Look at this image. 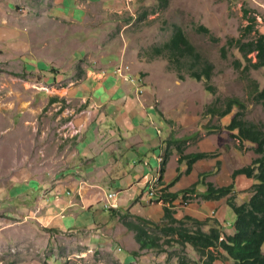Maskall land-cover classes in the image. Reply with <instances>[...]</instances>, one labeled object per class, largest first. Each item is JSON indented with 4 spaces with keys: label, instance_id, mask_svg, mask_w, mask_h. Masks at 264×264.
<instances>
[{
    "label": "crops",
    "instance_id": "0c3cea01",
    "mask_svg": "<svg viewBox=\"0 0 264 264\" xmlns=\"http://www.w3.org/2000/svg\"><path fill=\"white\" fill-rule=\"evenodd\" d=\"M127 2L0 0V183L11 188L8 197L14 203L30 205L26 217L45 228L79 234L94 231V248L107 247L109 243L101 240L115 231L117 216L104 209L110 193L118 194L117 212L160 223L165 206L178 210L182 193L200 179L195 165L201 160L189 175L183 174L167 188L178 170L185 173L187 168L178 161L176 141V152L172 140L166 141L165 122L145 87L147 71L133 70V65L143 68L147 62L135 51L125 50L123 31L117 30L118 16L129 10ZM96 26L105 28V33H95ZM123 61L143 79V94L138 86L113 74L111 69ZM103 70H107L104 76ZM27 77L32 78L22 79ZM31 85L39 91H29ZM62 105L64 111L55 121H64L62 128L71 121L79 133L67 132L62 138L42 127L35 132L31 114L47 106L58 111ZM168 153L162 184L166 193L180 195L172 205L146 195L147 181L160 176ZM173 157L177 166L169 168ZM195 175L197 182L190 183ZM253 185L244 189L249 190L247 199ZM199 186L194 197L203 199L200 195L207 189ZM187 195L184 202L191 201L185 199ZM185 216L213 217L226 234L235 232V216L226 199L203 200L201 206L191 204L175 213L177 219ZM129 258L131 254L120 258L121 264H133Z\"/></svg>",
    "mask_w": 264,
    "mask_h": 264
},
{
    "label": "rangeland",
    "instance_id": "374dc122",
    "mask_svg": "<svg viewBox=\"0 0 264 264\" xmlns=\"http://www.w3.org/2000/svg\"><path fill=\"white\" fill-rule=\"evenodd\" d=\"M118 20L120 29H116L123 31L121 40L125 50L128 53L135 51L147 62L143 68L133 65V70L138 74L147 71L145 87L153 95L163 117L166 141L172 140V150L176 152L175 141L180 139L185 154L212 155L195 165L196 173L204 175L205 183H234L239 191L236 202L242 204L250 195L249 190L244 189L256 182L245 176L234 180L232 174L250 166L260 155L251 145L240 144L218 128H224L235 115L241 114L239 120L264 132V67H256L258 52L249 51L248 46L257 44L264 37V0H134L130 10L119 15ZM175 25L183 30L200 55L199 62L190 57L178 61L163 48L170 42ZM199 26L206 27L209 33L199 32ZM100 28L92 29L95 33L105 31ZM159 49L162 50L160 55L157 54ZM207 66L211 70L208 80L203 77L198 81L191 77L192 72H202ZM28 78L32 77L22 79L29 81ZM38 89L31 85L29 91ZM232 100L238 104L232 106L231 114L226 117L223 112ZM61 107L54 111L47 106L32 113L35 132L42 127L63 138L61 124L64 121L60 124L55 121V116L64 111L65 106ZM34 108L38 109L37 103ZM176 166L173 157L169 168ZM184 167L187 168L186 163ZM195 181L196 175L190 183ZM10 191L7 183H0V264H121L120 258L130 254L129 261L133 264H206L208 261L190 245L182 247L173 243V246H165L166 237L160 231H157L161 237L158 244L164 252L140 250L134 233L127 231L118 216L114 221L115 231L101 240L109 245L94 248V231H82L81 234L49 232L37 220L26 217L30 205H24L21 200L14 203L8 197ZM192 195L190 205L201 206L203 199ZM182 202L181 198L180 208L173 209L175 212L184 210ZM189 227L193 225L190 223ZM214 264L234 263L222 259Z\"/></svg>",
    "mask_w": 264,
    "mask_h": 264
},
{
    "label": "trees",
    "instance_id": "16d2710c",
    "mask_svg": "<svg viewBox=\"0 0 264 264\" xmlns=\"http://www.w3.org/2000/svg\"><path fill=\"white\" fill-rule=\"evenodd\" d=\"M197 30L206 34L209 33L204 26H199ZM248 46L249 51L258 52L259 64L256 67H264V37H261L257 44L250 43ZM163 48L168 50L170 56L178 61L182 58L190 57L196 63L199 62L200 55L196 53L195 48L183 30L177 25L174 26V34L170 42ZM161 52V49L157 50L158 55ZM210 74L211 70L207 66L202 72H192L191 77L198 81L203 77L208 80ZM236 103L235 100L229 102L228 109L223 112L224 116L227 117L231 114L232 106ZM240 116L241 114L235 115L229 124L222 129L218 128V130L238 140L240 144L251 145L255 153L260 155L250 166L237 169L232 174L234 180L239 176H245L256 182L251 188V196L243 204H238L236 195L239 191L236 190L234 183L229 186L215 187L213 183L204 182V175L199 176L198 184L182 193L183 198L187 194H194L197 186L201 184L206 186L207 189L200 195L203 200L219 201L226 199L228 208L235 216L234 234H226L222 224L216 218L209 217L198 220L185 216L182 219H177L175 217L176 212L171 209L172 206H165L164 208L165 217L162 222L166 223L165 225L134 216L129 212L120 213L116 210H111L112 213L118 216L119 221L127 231L134 233L135 241L140 245V250L164 252L162 245L158 244L161 237L157 234V231H160L166 237L165 246H173V243L182 247L190 245L202 258L208 259L206 264H214L222 259H228L234 264H264V132L252 124L239 120ZM181 142L176 141L179 153L178 161L180 164L186 163L187 169L184 173L186 175L192 172L195 163L212 156L207 153L185 154ZM169 155L168 153L166 159L162 162L160 170L161 181ZM182 176L183 173L178 170V175L167 188L177 184ZM167 188L164 190L166 191ZM179 196L177 193H166L163 198L172 205V202ZM190 223L193 225L192 228L189 227ZM48 231L54 230L48 229ZM181 264L186 263L182 262Z\"/></svg>",
    "mask_w": 264,
    "mask_h": 264
},
{
    "label": "built area",
    "instance_id": "2783aa9c",
    "mask_svg": "<svg viewBox=\"0 0 264 264\" xmlns=\"http://www.w3.org/2000/svg\"><path fill=\"white\" fill-rule=\"evenodd\" d=\"M133 1L127 2V6H128L129 10L131 7L130 4H132ZM111 70L116 77H119L121 79H125V80L133 83L134 85L138 86L139 94H143V92H144L142 90L143 79L133 75L131 73L130 67H126V63L121 62L117 66L113 67ZM101 74L103 76L106 75L107 70H103L101 72ZM67 132H71L73 135H75V134L79 133V130H75L73 123L70 121L64 125V136ZM159 161H160V159H159ZM164 189H166V187H163L160 176L155 175L152 178H150L146 183V195L152 201H156L157 203H164L165 202L163 197H164V194H166V191ZM192 198H193V195L191 194V199ZM189 206H190V202H184V198H183L182 207L187 208ZM118 208H119L118 194L117 193H110L108 195V201L104 205V209L105 210H115Z\"/></svg>",
    "mask_w": 264,
    "mask_h": 264
},
{
    "label": "bare ground",
    "instance_id": "6f19581e",
    "mask_svg": "<svg viewBox=\"0 0 264 264\" xmlns=\"http://www.w3.org/2000/svg\"><path fill=\"white\" fill-rule=\"evenodd\" d=\"M129 1H131V0H129ZM132 1H133V0H132ZM187 199H191V195H187V196H186V200H187Z\"/></svg>",
    "mask_w": 264,
    "mask_h": 264
}]
</instances>
